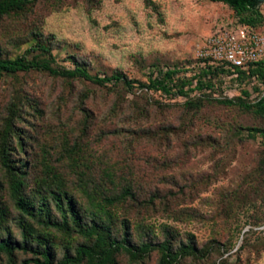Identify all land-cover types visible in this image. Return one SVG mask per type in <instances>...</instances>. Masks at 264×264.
Here are the masks:
<instances>
[{
  "label": "rangeland",
  "instance_id": "obj_1",
  "mask_svg": "<svg viewBox=\"0 0 264 264\" xmlns=\"http://www.w3.org/2000/svg\"><path fill=\"white\" fill-rule=\"evenodd\" d=\"M247 15L209 0H31L0 15V59L132 82L4 73L0 243L16 250L1 251L0 264H38L46 250L62 264L95 247L99 228L152 244L139 258L120 249L109 264H165L163 243L173 253L197 249L170 264H264V117L219 101L240 95L231 80L188 97L149 88L169 69L180 68L177 84L191 77L203 39Z\"/></svg>",
  "mask_w": 264,
  "mask_h": 264
},
{
  "label": "trees",
  "instance_id": "obj_2",
  "mask_svg": "<svg viewBox=\"0 0 264 264\" xmlns=\"http://www.w3.org/2000/svg\"><path fill=\"white\" fill-rule=\"evenodd\" d=\"M31 0H0V15H6L14 11H21ZM211 2L224 3L228 5L231 9H233L236 14L242 15L244 13H248L246 17H241L238 19V22L251 25L253 27L262 26L264 23V17L260 12V1L259 0H209ZM32 70L36 71H44L48 72L55 76H61L64 78L74 79V78H83L93 83L104 85L106 83H119L124 81V83L128 86L132 85V82L123 77L120 74H113L109 77H99L93 76L86 71V69L82 67H76L73 70L69 71H61L53 66L51 61L43 59H26L25 57H18L14 60L8 59H0V81L4 75V73H18V72H29ZM180 68L169 69L166 71H162L157 75V77H151L149 81V88L154 89L156 91H161L165 94H172L174 90H177V94L179 96L188 97L191 92H195L196 90H203L205 87L211 89L212 91L215 89L212 81L204 80L208 74H212L213 76H217L218 73H212L203 71L201 75L191 76L188 79H182L180 84H177L173 79L175 75L179 74ZM257 76L264 86V64H257L255 67L250 70V77ZM246 76H242L241 81H244ZM197 80L198 85L193 87L195 81ZM188 89L186 90V88ZM256 92H259V97L257 100L250 99V92L247 90H242L241 96L232 98V99H224L219 100L226 105H233L235 103L240 104L241 106L247 109H253L258 114L264 117V91H261L260 88H255ZM67 201V211L70 212L73 218L76 220V211L73 206V200L68 197H65ZM22 203V209L26 212H29L27 209V204L23 203L24 200H20ZM62 208V207H61ZM63 209V208H62ZM50 225L54 227H61L62 224L57 222H49ZM96 232V243L95 247L88 246H80L78 249L77 257L66 256V258L62 261V264H72L83 261L85 258L89 260H94L97 256L100 258L99 264H109L113 260V254L120 249L127 251L133 258H139L142 254L150 252L152 248V244L143 245L141 248L135 247L129 243L128 240H125V243L118 242L115 239H110L108 235H106L105 230L101 228L95 229ZM27 239V237H25ZM162 249H164L163 253V263L170 264L173 260L177 258V256H193L197 249L194 245H186L179 251V253H173L170 249L168 243H163L161 245ZM23 250H28L29 243L25 241L24 245L20 247ZM16 250L9 240H5L0 243V252L6 251L8 253H12ZM45 260L43 262L37 261L38 264H52L51 257L49 251H44Z\"/></svg>",
  "mask_w": 264,
  "mask_h": 264
},
{
  "label": "built area",
  "instance_id": "obj_3",
  "mask_svg": "<svg viewBox=\"0 0 264 264\" xmlns=\"http://www.w3.org/2000/svg\"><path fill=\"white\" fill-rule=\"evenodd\" d=\"M195 57L198 70L192 76L201 75L203 71L218 73L217 76L208 74L204 80L212 81L214 88L218 87V79L231 80L234 83V91L240 92L239 96L245 89L250 92L251 100L258 99L259 92H256L255 88L261 89L263 83L257 76L250 77V70L257 64H264V26L253 27L237 21L236 25L220 28L203 39L197 46ZM157 75L154 73L153 78ZM242 76H246L244 81H241ZM250 83L254 84L252 88L246 86ZM196 85L197 80L193 87ZM223 88H226V82ZM195 92L204 95L212 90L205 87ZM254 92L257 93L255 98Z\"/></svg>",
  "mask_w": 264,
  "mask_h": 264
},
{
  "label": "water",
  "instance_id": "obj_4",
  "mask_svg": "<svg viewBox=\"0 0 264 264\" xmlns=\"http://www.w3.org/2000/svg\"><path fill=\"white\" fill-rule=\"evenodd\" d=\"M260 1V3H263L264 2V0H259Z\"/></svg>",
  "mask_w": 264,
  "mask_h": 264
}]
</instances>
